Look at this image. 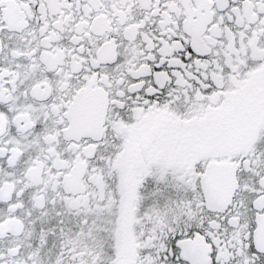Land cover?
<instances>
[{"label":"snow or ice","instance_id":"1","mask_svg":"<svg viewBox=\"0 0 264 264\" xmlns=\"http://www.w3.org/2000/svg\"><path fill=\"white\" fill-rule=\"evenodd\" d=\"M0 264H264V0H0Z\"/></svg>","mask_w":264,"mask_h":264}]
</instances>
